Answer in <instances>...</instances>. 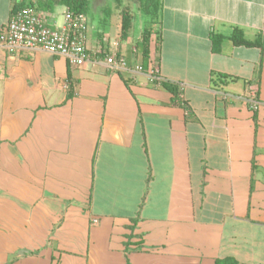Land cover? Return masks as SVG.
<instances>
[{"label": "crops", "instance_id": "0c3cea01", "mask_svg": "<svg viewBox=\"0 0 264 264\" xmlns=\"http://www.w3.org/2000/svg\"><path fill=\"white\" fill-rule=\"evenodd\" d=\"M88 3L82 66L0 49V264H264V0Z\"/></svg>", "mask_w": 264, "mask_h": 264}, {"label": "built area", "instance_id": "2783aa9c", "mask_svg": "<svg viewBox=\"0 0 264 264\" xmlns=\"http://www.w3.org/2000/svg\"><path fill=\"white\" fill-rule=\"evenodd\" d=\"M86 17L66 9L59 28L48 26L43 14L33 7H21L11 13L8 21L0 26V49L14 53L19 50H39L64 57L72 66H82L92 53L85 47ZM106 64L115 69L124 68L122 57L105 56ZM136 70L141 71V66ZM151 81L161 83L156 68L147 71ZM251 110L260 104L256 92L251 90L245 99ZM97 220L93 219L92 223Z\"/></svg>", "mask_w": 264, "mask_h": 264}, {"label": "trees", "instance_id": "16d2710c", "mask_svg": "<svg viewBox=\"0 0 264 264\" xmlns=\"http://www.w3.org/2000/svg\"><path fill=\"white\" fill-rule=\"evenodd\" d=\"M88 1L89 0H38L36 2V5L30 0H23L20 2L19 5H15L12 8V12H14L16 9L21 7H33L40 12L41 10L49 11L52 9L54 5H63L66 7V9L74 12V13H82L85 14L88 10ZM140 5H142L152 16H157L160 0H136ZM129 24V18L123 16L122 18V33L126 31ZM226 36H223L221 34H214L211 37V49L212 51H218L220 48V45L223 41V39ZM234 45H242L246 47L251 46H261V43L259 41V38H256L255 40H247L243 32L238 28H233L230 35L227 36ZM148 40L147 36H144L140 42V45L142 46V53H146V41ZM161 85L171 91L173 94H176V86L167 82H161ZM214 264H245L237 261L236 259L232 257H224L216 259Z\"/></svg>", "mask_w": 264, "mask_h": 264}]
</instances>
